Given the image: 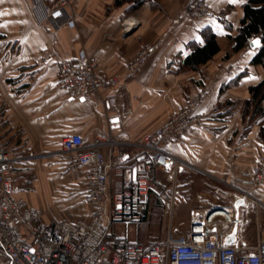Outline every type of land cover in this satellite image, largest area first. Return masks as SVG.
I'll use <instances>...</instances> for the list:
<instances>
[{"label":"crops","instance_id":"1","mask_svg":"<svg viewBox=\"0 0 264 264\" xmlns=\"http://www.w3.org/2000/svg\"><path fill=\"white\" fill-rule=\"evenodd\" d=\"M192 1L161 0L158 7L148 1L134 7L132 2L117 6L116 0H72L67 16L75 26L70 28L63 22L39 24L33 0H0V136L13 157L29 162L17 196L39 208L47 223L87 221L95 208L84 189L89 168L70 170L59 163L65 136L81 135L86 147L103 138L137 143L200 96L193 113L201 116V123L168 146L184 162L177 171L178 183L189 188L191 205L206 207L222 197L230 201V185L251 190L262 204L258 232L264 236V183L258 189L245 183L264 158V115L256 113L250 93L264 81V69L252 64V48L234 53L229 40L238 34L246 0H211L212 14L203 19L189 16ZM131 19L138 27L126 33L128 22L123 21ZM205 30L217 36L220 52L192 69L186 59L203 46ZM40 50L68 60L86 54L120 84L102 100L70 98L57 88L55 68L38 63ZM144 50L149 51L147 63L129 75L132 60ZM217 128L223 132L209 131ZM123 149L101 148L104 170L112 176L108 199L141 165L140 151L130 147L125 163L112 169ZM194 175L207 181L194 183ZM254 205L243 203L235 217H250ZM244 225L233 245L257 242V230ZM137 226L131 231L133 241ZM228 226L232 235L235 225Z\"/></svg>","mask_w":264,"mask_h":264},{"label":"built area","instance_id":"2","mask_svg":"<svg viewBox=\"0 0 264 264\" xmlns=\"http://www.w3.org/2000/svg\"><path fill=\"white\" fill-rule=\"evenodd\" d=\"M211 0H193L188 14L193 19L212 14ZM35 17L44 21L63 22L75 26L68 19L72 0H33ZM131 20H124L123 25ZM138 26L124 28L127 33ZM38 63L56 70L57 88L73 99L102 100L117 88L120 80L99 68L86 54L78 60H68L49 50H40ZM149 51L137 55L128 67L133 75L147 63ZM200 96L171 117L154 134L137 143H120L115 139H101L89 147L79 134L65 136L61 154L66 166L73 170L88 167L84 189L86 199L93 204L90 219L61 220L47 223L44 213L27 200L17 196L21 187V157H13L0 136V264H264L263 224L258 209L262 207L251 190L230 185L232 199L222 197L213 206L191 205V192L178 183L177 171L184 162L168 150L201 123V116L193 113ZM123 145L112 169L125 163L130 147L140 151L141 165L133 170V178L122 181L108 199L112 182L101 148ZM260 166L248 175L245 183L258 189L264 183V158ZM135 171V173H134ZM170 176L173 185L170 199L162 209L165 237L155 245L144 246L131 239L133 226L146 218L153 192L154 172ZM112 187V186H111ZM255 204L250 217H235L237 203ZM242 207V206H241ZM244 222L258 232L257 242L241 241L229 245L231 233H224V225L244 228ZM261 232V231H260Z\"/></svg>","mask_w":264,"mask_h":264},{"label":"trees","instance_id":"3","mask_svg":"<svg viewBox=\"0 0 264 264\" xmlns=\"http://www.w3.org/2000/svg\"><path fill=\"white\" fill-rule=\"evenodd\" d=\"M148 1L154 7H158L161 0H116L115 4L120 6L126 2H132L134 7H137ZM243 10L244 16L241 20L237 36L229 37L231 43L234 44L232 51L238 53L244 49H250L251 41L259 39L261 47L254 50L255 55L252 64L260 65L264 69V0H246ZM202 35L204 39L203 46H198L186 59V65L192 69H197L200 65L206 64L220 52L217 36L212 31L205 30ZM250 93L251 102L256 105V113L264 115V108L261 107V103L264 101V81L250 88ZM1 105L0 103V114L3 113ZM3 116L6 117L5 113L1 117ZM58 160H60L59 163L61 165L66 164L64 156H60ZM28 163L24 161L19 164L21 176L24 174V171L30 169Z\"/></svg>","mask_w":264,"mask_h":264},{"label":"rangeland","instance_id":"4","mask_svg":"<svg viewBox=\"0 0 264 264\" xmlns=\"http://www.w3.org/2000/svg\"><path fill=\"white\" fill-rule=\"evenodd\" d=\"M138 27V26H137ZM134 28L133 30L137 29ZM126 32V31H125ZM127 33V32H126ZM245 132L248 131V126H245ZM207 130V129H206ZM209 131H214L215 133H222V128H217L215 130L209 129ZM195 182L205 183L206 177L202 175H194ZM194 177L188 178L187 182L190 184L193 182ZM185 179V178H184ZM154 189L150 197L149 205L147 207L146 218L135 228L132 233L135 243L151 246L160 242L165 237V229L162 225V209L166 205L167 201L170 199L171 193L170 189L173 185V180L170 176L166 174L154 173ZM46 201L47 198L44 197ZM232 226L225 225L223 227V232L226 233L232 230Z\"/></svg>","mask_w":264,"mask_h":264},{"label":"water","instance_id":"5","mask_svg":"<svg viewBox=\"0 0 264 264\" xmlns=\"http://www.w3.org/2000/svg\"><path fill=\"white\" fill-rule=\"evenodd\" d=\"M135 30L130 31L129 33H133ZM253 41H259V44H254ZM251 41L250 47L255 50L261 47V41L259 39H254ZM118 120H112V123L117 122ZM135 173V171H134ZM243 204V201H239L237 203V207ZM236 234H237V226H235L233 234L230 236V238L226 241L229 245H233L236 241Z\"/></svg>","mask_w":264,"mask_h":264},{"label":"bare ground","instance_id":"6","mask_svg":"<svg viewBox=\"0 0 264 264\" xmlns=\"http://www.w3.org/2000/svg\"><path fill=\"white\" fill-rule=\"evenodd\" d=\"M138 24V22L136 21V20H132V22H128L127 24H126V29H128V28H131V27H133V26H135V25H137ZM129 25V26H128Z\"/></svg>","mask_w":264,"mask_h":264},{"label":"snow or ice","instance_id":"7","mask_svg":"<svg viewBox=\"0 0 264 264\" xmlns=\"http://www.w3.org/2000/svg\"><path fill=\"white\" fill-rule=\"evenodd\" d=\"M4 13H0V15H3ZM254 44H259V41H253Z\"/></svg>","mask_w":264,"mask_h":264}]
</instances>
